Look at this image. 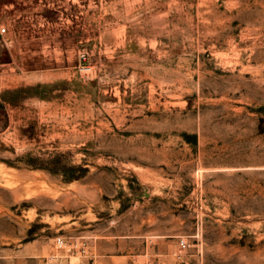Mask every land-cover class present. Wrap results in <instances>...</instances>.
<instances>
[{"label": "rangeland", "instance_id": "rangeland-1", "mask_svg": "<svg viewBox=\"0 0 264 264\" xmlns=\"http://www.w3.org/2000/svg\"><path fill=\"white\" fill-rule=\"evenodd\" d=\"M0 264H264V0H0Z\"/></svg>", "mask_w": 264, "mask_h": 264}, {"label": "built area", "instance_id": "built-area-1", "mask_svg": "<svg viewBox=\"0 0 264 264\" xmlns=\"http://www.w3.org/2000/svg\"><path fill=\"white\" fill-rule=\"evenodd\" d=\"M1 31H2V33L4 34V33L7 32V28L4 27V28L1 29ZM58 245H59L60 247H66V246L68 245V243H67V241H66L64 238H59V239H58ZM182 245H183V247H186V246H187V243H186L185 240H182Z\"/></svg>", "mask_w": 264, "mask_h": 264}]
</instances>
